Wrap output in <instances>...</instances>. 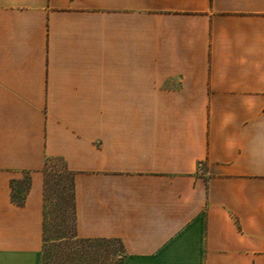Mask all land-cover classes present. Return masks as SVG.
I'll return each instance as SVG.
<instances>
[{"label":"crops","instance_id":"obj_1","mask_svg":"<svg viewBox=\"0 0 264 264\" xmlns=\"http://www.w3.org/2000/svg\"><path fill=\"white\" fill-rule=\"evenodd\" d=\"M54 158L119 264H264V0H0V264H62Z\"/></svg>","mask_w":264,"mask_h":264},{"label":"rangeland","instance_id":"obj_2","mask_svg":"<svg viewBox=\"0 0 264 264\" xmlns=\"http://www.w3.org/2000/svg\"><path fill=\"white\" fill-rule=\"evenodd\" d=\"M63 166L56 160L49 161V190L45 207V243L43 246L44 262L55 263H98L114 264L121 260V245L116 240H87L79 238L75 233V219L71 208V189L68 184L66 200L61 199L62 188L57 186L58 175L55 169ZM26 182V174H20L14 180L16 191ZM113 241V242H106ZM102 248L97 252L95 248Z\"/></svg>","mask_w":264,"mask_h":264},{"label":"trees","instance_id":"obj_3","mask_svg":"<svg viewBox=\"0 0 264 264\" xmlns=\"http://www.w3.org/2000/svg\"><path fill=\"white\" fill-rule=\"evenodd\" d=\"M51 160H56L57 162H60L61 165L63 166L62 169H55L54 173H56L58 176V181L56 182L57 186H61L62 188V195H61V199L64 202L66 200V190L68 188V184L70 185V189H71V208L73 210V214H74V219H75V205H74V173L72 171H70L65 162L61 159L58 158H54V159H48L45 167H44V175H45V207H46V203L48 200V190H49V169H48V165H49V161ZM26 174V182L24 183L23 186H21L20 191H16L15 189V185H14V180L11 183V187H12V200L13 202H15L18 205H23L25 203V199H26V195L30 189L31 186V172L30 171H25ZM45 214V213H44ZM75 233L77 235V231H76V225H75ZM44 234H45V228H44ZM78 236V235H77ZM80 238V237H79ZM84 239V238H81ZM44 240H45V235H44ZM87 240L85 242H93L94 240H106V239H84ZM106 242H113V241H106ZM114 242H118L121 245L122 250H120L123 255L121 256V260L117 263L114 264H119L124 255H125V251H124V247L123 244L121 243V241H114ZM95 250L97 252L99 251H103L104 249L102 248H95ZM49 263H55V262H49ZM62 264H66V263H62ZM67 264H98V263H67Z\"/></svg>","mask_w":264,"mask_h":264}]
</instances>
